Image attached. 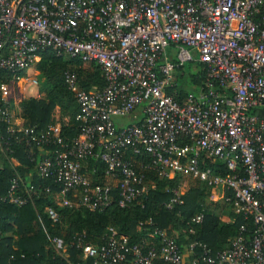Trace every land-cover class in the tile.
<instances>
[{
    "label": "built area",
    "instance_id": "1",
    "mask_svg": "<svg viewBox=\"0 0 264 264\" xmlns=\"http://www.w3.org/2000/svg\"><path fill=\"white\" fill-rule=\"evenodd\" d=\"M263 7L264 0H0V123L8 130L19 124L2 75L10 74L12 83L37 84L22 72L40 51L52 48L96 62L106 80L101 89H77L75 75L66 73L78 104L79 132L73 139L65 140L58 124L37 134L24 128L30 147H62L37 165L62 185L58 204L109 205L111 185L90 186L81 171L90 158L104 162L106 173L118 179L120 206L140 203L148 186L126 157L131 150L150 155L144 166L163 176L190 174L214 192L231 190L225 200L254 226L249 235L242 226L216 252L199 242L182 252L161 230L158 242L130 244L109 227L102 244L78 243L89 257L84 264H264ZM193 61L206 66L204 85L178 101L167 88L175 84V71ZM126 116L134 120L117 123ZM185 138L191 142L183 143ZM200 152L222 160L228 171L201 168ZM77 189V201L66 197ZM27 192L23 195L13 177L2 198L23 205ZM183 194L180 186L173 189L168 206L181 203ZM47 212L59 220L54 208ZM203 217L200 211L191 222ZM52 243L66 250L62 238L53 237Z\"/></svg>",
    "mask_w": 264,
    "mask_h": 264
},
{
    "label": "trees",
    "instance_id": "2",
    "mask_svg": "<svg viewBox=\"0 0 264 264\" xmlns=\"http://www.w3.org/2000/svg\"><path fill=\"white\" fill-rule=\"evenodd\" d=\"M260 14H264V7ZM195 66V67H194ZM38 82L39 96L21 99L18 104L9 99L10 107L22 120L14 131L8 130V124L0 123V264H84L89 257L78 243L102 244L108 235V228L128 237L130 244L146 241H159L157 231L171 236L182 252H186L192 242L205 244L212 252L229 245L245 227V235L253 231L251 218L237 213L225 197H232L228 189H221L218 197L209 200L211 187L199 178L186 174L193 179L190 187L182 195L181 203L168 206L173 189L182 182L183 173L173 177L160 174L158 169L144 166L150 162L147 153L136 154L131 150L126 157L135 162V168L144 175L148 191L140 203L123 207L118 203V179L106 173V164L96 158L84 162L82 172L90 186L110 184L111 202L97 209L82 205L71 207L58 204L61 199L62 185L53 176L41 174L37 165L57 145L30 147L26 144L29 134H37L51 125L58 124L61 135L67 141L77 136L79 122L76 119L78 104L74 96L75 89L68 87L66 73L74 74L77 89H101L106 80L100 66L93 61H84L58 53L52 48L40 51L39 58L29 67ZM27 68L22 74L28 73ZM177 71V72H176ZM175 72L174 85L167 88L168 93L181 101L197 87L204 85L206 66L199 61L187 62ZM1 81L12 84L10 74L2 75ZM15 116V114H14ZM22 126V127H21ZM190 143L185 138L183 143ZM200 167L213 169L215 173L225 174L222 160L212 158L200 152ZM143 163V166L141 165ZM13 177L19 178L23 195H30L23 205L8 202L6 195ZM78 189L68 191L66 197L72 201L80 198ZM202 202L205 204L203 205ZM75 203V202H74ZM54 208L59 220L54 222L47 212ZM202 211L200 223L191 222V217ZM14 236L17 238L14 239ZM62 238L66 250H56L53 237ZM199 252L197 245L194 249Z\"/></svg>",
    "mask_w": 264,
    "mask_h": 264
},
{
    "label": "rangeland",
    "instance_id": "3",
    "mask_svg": "<svg viewBox=\"0 0 264 264\" xmlns=\"http://www.w3.org/2000/svg\"><path fill=\"white\" fill-rule=\"evenodd\" d=\"M27 72H28L26 74L27 76H30L31 78L36 79V77L32 75L31 68H29ZM3 92L12 101H15L16 103H18L23 98H29L31 96H36V97L39 96L38 82H37V84H33L31 82H23V83H19V84L12 83V84L8 85L7 88ZM15 109H16V111L14 112V114L17 117L18 108H15ZM133 120L134 119L130 118L129 116H126L124 118L119 119L117 123L118 124H127V123L132 122ZM181 177H182V182L179 184V186L184 192H186V190L192 184L193 179L186 174H183ZM217 197H218L217 194L210 191L209 200H211V199L215 200ZM202 204L204 205L205 203L202 202Z\"/></svg>",
    "mask_w": 264,
    "mask_h": 264
},
{
    "label": "crops",
    "instance_id": "4",
    "mask_svg": "<svg viewBox=\"0 0 264 264\" xmlns=\"http://www.w3.org/2000/svg\"><path fill=\"white\" fill-rule=\"evenodd\" d=\"M170 52H171V50H170ZM6 97H7V96H6ZM35 97H36V96H35ZM7 98H8V97H7ZM9 99H10V98H9ZM15 103H16V102L14 101V104H15ZM16 104H18V103H16ZM14 122L17 123V124H21L22 120H21L20 118L16 117V119H14ZM212 192L218 195L217 192H214V191H212ZM16 238H17V237L14 236V239H16Z\"/></svg>",
    "mask_w": 264,
    "mask_h": 264
}]
</instances>
